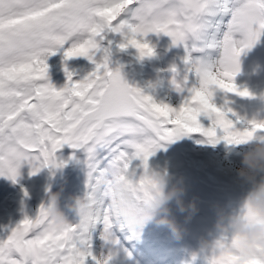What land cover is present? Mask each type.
<instances>
[{"label": "snow or ice", "instance_id": "snow-or-ice-1", "mask_svg": "<svg viewBox=\"0 0 264 264\" xmlns=\"http://www.w3.org/2000/svg\"><path fill=\"white\" fill-rule=\"evenodd\" d=\"M108 32L120 34L119 48L134 47L139 58L155 54L139 33H165L172 45H183L184 81L194 74V82L189 86L173 77L176 89L188 92L178 107L130 84L122 65L110 67L112 41L101 44ZM262 35L264 0H0V175L18 182L24 163L30 174L45 166L62 168L68 161L58 160L57 150L69 144L86 154L84 195L91 204L90 213L75 222L54 220L47 203L35 215L25 212L0 236V264H86L87 257L109 264L111 252L94 255L93 234L102 223L103 240L119 243L113 226L123 222L111 204L114 178L139 199H150L149 158L166 142L192 132L203 133L211 144L223 139L241 145L248 137L264 136V119L236 127L228 115L234 109L211 99L216 88L254 95L235 77L241 54ZM61 49L64 60L86 57L94 67L73 79L65 63L67 81L57 87L48 57ZM201 114L211 118L210 126L202 124ZM136 158L140 173V165L131 166ZM239 211L246 215L250 209L241 205ZM240 247L238 238L221 233L204 250L206 262L236 264L231 249Z\"/></svg>", "mask_w": 264, "mask_h": 264}, {"label": "rangeland", "instance_id": "rangeland-1", "mask_svg": "<svg viewBox=\"0 0 264 264\" xmlns=\"http://www.w3.org/2000/svg\"><path fill=\"white\" fill-rule=\"evenodd\" d=\"M110 33L108 39L105 36V38L101 40V44L105 46H108L109 40L112 41L110 46L112 49L111 59L113 60V66L110 67L115 68L117 64L122 65V74L130 84L144 88L146 92L152 94L158 101L163 100L178 107L183 101L184 96L187 95L185 93L188 92L186 88L183 90L184 92L175 91L172 89V83H167L169 84L168 87V85L163 82L164 80L162 81L159 77L160 71L165 67V63L163 57L159 56L158 47H160V45L158 41H155V39L151 38V35H149L151 42L156 45L157 55L152 58H144L141 60L138 56L137 49L134 47L130 46L124 50L119 48L118 44L122 39L120 34ZM63 57V49L48 57V63L50 65L49 74L57 87L62 86L67 81V75L64 69L65 63H67L69 69L74 72L73 79L80 78L94 67V64L86 57H73L67 60H64ZM245 75H247L246 67H244V70L241 72L240 78H244ZM257 79L249 80L247 85L255 89L254 86L257 85ZM158 81L160 83H158ZM190 81L193 83L194 77H191ZM180 92H183V97H179ZM215 101L217 105L227 103L228 107L234 109L232 104H230L228 93L225 91L217 89ZM241 103H244V101L235 102L234 104L236 107L235 110H238L239 113V105ZM257 104L258 102H255L252 107L255 109ZM256 111L260 112V108H256ZM228 115L235 121L236 127H244L247 121L251 120L250 117L247 118L244 116V119H237V116L242 117L239 114L228 113ZM200 120L205 127L211 125V118L205 114H201ZM217 135L223 136V129L218 128ZM206 141L207 137L203 133L192 132L174 141L166 142V147L157 149L149 158L151 168L161 170L167 169L172 173L174 181L183 182L186 185L187 191L184 194L185 201L199 197L201 199L211 200L216 204V209L211 215V223L207 229L204 230L203 228V223L201 222L202 216H192L191 220L195 223V228L191 230L189 225L188 230L194 236L193 241L185 244L182 242L183 238L176 239L174 236L171 237L172 244L169 245V247H171L174 253L166 252L167 256H165L167 258L172 256L169 264H183L184 261L189 262L188 264H207L202 241L205 239L211 241L220 235L217 229V220L220 211L231 212L233 210H239L244 198L252 188L251 182L243 181L238 174L236 175L237 180L235 174L234 176L228 175L225 171V167L227 166H224V163H219L221 167L220 172L215 169L216 166L214 165V154L217 153L224 157L228 164L232 165L237 163L238 167H240L239 164L242 160V154L245 149L248 148V145L241 144L247 147L245 149L240 147L238 150H235L232 147H239V145L229 144L223 139L219 140L216 144L207 143ZM66 148L82 151L81 149L72 148L69 144H64L58 149V160L63 158L68 161L62 168L45 166L38 172L30 174L31 166L24 163L20 168L21 175L17 178L18 182H13L9 177L0 175V236L9 234L11 228L23 218L25 212L29 215H35L42 203H48L50 192H60V207L68 220L74 222V220L78 219V215L74 209L69 207V204L72 202L74 196L80 195L79 193L83 188L80 187L78 181H75L73 178H68V176L72 174L71 171L73 168L71 165L73 166L74 164L79 166V164L72 159V155L66 153L68 151ZM212 148L214 149L213 151ZM202 149H204V152ZM191 153L194 154L192 158H190ZM183 155H186V163H183ZM202 160L206 161L202 162ZM205 164L209 165H206V168H204ZM137 165H140V167H137L136 171L138 173L142 172L143 166L140 159H134L132 161V167H136ZM68 167H70L68 169L69 171H67ZM228 168L233 171L232 167ZM234 173H237V170ZM257 179H259V176ZM25 189L28 195H25ZM169 203L173 210V214L176 218L180 217L177 220L183 225L187 213L179 211L175 200ZM22 208L24 211L21 210ZM157 226L163 227L155 224V228ZM167 229L170 231L169 228ZM97 230L99 232L95 233ZM97 230H94L93 234V252L94 255L99 257L102 250L104 251L105 246H110V241L106 242L103 240L101 236V232L103 231L102 225L97 228ZM184 233L186 234L187 231L185 230ZM183 237H185V235H183ZM175 244H177V250H175ZM169 249L170 248H168V250ZM105 256H107V254H105ZM86 264H96V261L93 260L92 257H87ZM164 264H168V262Z\"/></svg>", "mask_w": 264, "mask_h": 264}, {"label": "clouds", "instance_id": "clouds-1", "mask_svg": "<svg viewBox=\"0 0 264 264\" xmlns=\"http://www.w3.org/2000/svg\"><path fill=\"white\" fill-rule=\"evenodd\" d=\"M138 36L142 40L151 42L149 34L139 33ZM151 43L154 45L155 54L145 55L140 58L141 60L157 55L156 45ZM137 53L139 56V50ZM70 58L73 57L68 59ZM247 88L254 93L249 87ZM217 89L219 88L212 89L211 99L215 103ZM221 107L231 108L227 106V103L222 104ZM242 144L248 145V148L242 154L237 174L243 181L252 184L251 190L242 203L250 211L246 215L241 214L239 210L220 211L217 229L220 234H232L241 241L242 247L231 249L235 253L236 264H264V136L248 137ZM151 175L154 180V190L151 198L146 200H141L135 192L122 188L119 177L114 178L110 188L111 204L118 212L123 224L134 231L142 232L145 226L154 222L159 226L169 228L176 239H182L185 226L177 220L169 202L175 200L179 211L187 213L186 219H191L199 211L197 199L185 201L186 185L183 182L174 181L172 173L167 169L151 168ZM258 176L259 179H257ZM60 195V192H50L47 204L48 212L52 218L63 223L67 218L60 207ZM69 207L74 209L78 216H86L91 211V204L85 195L74 196ZM214 240H203V249L211 248Z\"/></svg>", "mask_w": 264, "mask_h": 264}, {"label": "bare ground", "instance_id": "bare-ground-1", "mask_svg": "<svg viewBox=\"0 0 264 264\" xmlns=\"http://www.w3.org/2000/svg\"><path fill=\"white\" fill-rule=\"evenodd\" d=\"M109 34H111L110 32H108V33H106L105 34V36H106V38L108 39L109 38ZM263 37L261 36L260 37V39H259V41H258V43L259 42H261V39H262ZM110 66H113V61L111 60V63H110ZM244 66H245V64L241 61V71L240 72H242V70H243V68H244ZM247 66V65H246ZM239 74V73H238ZM237 77V76H236ZM248 80V78L247 77H245V79H243L242 80V82H246ZM218 90H220V91H225V90H222V89H218ZM225 92H227L228 93V96H229V98H230V101H231V103H235V102H238V101H244V100H249L250 99V97H241V96H239L238 94H236V93H232V92H229V91H225ZM251 110V109H250ZM237 114H239V113H237ZM240 115V114H239ZM257 117V118H256ZM256 117H253V118H255V119H264V116L263 115H261V113H259ZM199 149H201V148H199ZM214 149L212 148V151H213ZM202 151L204 152V149H202ZM216 153V152H215ZM214 156H215V158H214V165L216 166V170L218 171V172H220V166H219V163H224V166H227V167H225V170L229 173V174H233L239 167H238V165H237V163H235V164H232V165H230V164H228L227 162H226V160H225V158L224 157H222L221 155H218L217 153L216 154H214ZM192 157H194V154L193 153H191V157L190 158H192ZM203 161H206V160H202V162ZM206 165H209V164H206ZM206 165L204 166V168H206ZM241 165V163L239 164V166ZM228 167H232L233 168V171L231 170V169H229ZM236 175H237V173H235V177H236ZM236 180H237V177H236ZM235 180V181H236ZM180 217H177V219H179ZM192 218V217H191ZM179 221V220H178ZM195 223H193L192 222V220L191 219H186V217H185V219H184V223H183V225L185 226V230L187 231V233L185 234L184 233V235H185V237H183V243H185V244H187V243H190L191 241H193L194 240V236L189 232V228H188V226L190 225V228H191V230H193L194 228H195V225H194ZM152 226H155V223L154 222H150L147 226H145V227H147V229H148V227H152ZM143 231H145V230H143ZM143 231L142 232H139V234H142L143 233ZM143 235H145V236H147V238H152L153 239V237H155L153 240H154V242H152L153 243V245L154 246H156L157 248H161L162 250L161 251H163L164 250V246H169V245H171L172 243H171V237L173 236L172 235V233L167 229V227H165V226H163V227H156V230L155 231H153V232H150V233H148V234H145V233H143ZM159 240V242L158 241H155V240ZM165 244V245H164ZM178 245H181V244H178ZM175 247H176V249L175 250H177L178 249V247H177V244H175ZM107 248V247H106ZM168 248H170L169 250H165V252H172V249H171V247H168ZM183 248H185V247H183ZM105 251V250H104ZM151 252L152 253H156V251L154 250V251H152L151 250ZM176 252V251H175ZM163 254H164V252H162ZM174 253V252H173ZM103 254H107L106 253V251L105 252H103ZM159 255H161V252H160V254ZM182 256H183V254H182ZM86 260H87V258H86ZM158 261H161V260H158ZM89 263H90V261H89ZM189 262H187V261H184L183 262V264H188Z\"/></svg>", "mask_w": 264, "mask_h": 264}]
</instances>
